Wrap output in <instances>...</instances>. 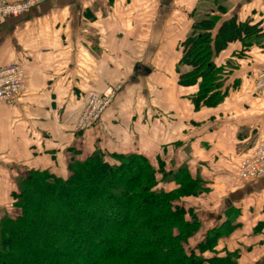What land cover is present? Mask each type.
I'll use <instances>...</instances> for the list:
<instances>
[{"label":"crops","instance_id":"obj_1","mask_svg":"<svg viewBox=\"0 0 264 264\" xmlns=\"http://www.w3.org/2000/svg\"><path fill=\"white\" fill-rule=\"evenodd\" d=\"M208 12L219 16L213 35L233 16L264 28V0H46L5 19L0 66L21 64L25 82L13 103L0 101V218L28 171L65 178L71 160L95 150L158 155L208 187L184 201L201 222L192 243L233 222L216 250L238 251L236 264H264V178L237 174L241 156L264 138V92L256 87L264 47L237 56L239 41L217 54L216 65H233L220 88L225 96L195 107L198 87L178 83L189 70L179 64L180 43ZM111 85L120 89L100 120L76 131L84 96Z\"/></svg>","mask_w":264,"mask_h":264},{"label":"trees","instance_id":"obj_2","mask_svg":"<svg viewBox=\"0 0 264 264\" xmlns=\"http://www.w3.org/2000/svg\"><path fill=\"white\" fill-rule=\"evenodd\" d=\"M218 23L213 12L202 14L180 43L179 64L189 70L178 83L198 87L191 98L199 108L225 96L220 88L233 65H216L217 54L239 41L237 56L264 47L260 22L233 16L213 35ZM67 172L65 178L46 170L20 176L12 210L0 218V264H57L65 257L75 264H236L238 251L216 250L233 222L192 243L201 222L184 201L208 187L186 165L173 169L158 155L95 150L71 160Z\"/></svg>","mask_w":264,"mask_h":264},{"label":"built area","instance_id":"obj_3","mask_svg":"<svg viewBox=\"0 0 264 264\" xmlns=\"http://www.w3.org/2000/svg\"><path fill=\"white\" fill-rule=\"evenodd\" d=\"M46 0H20L8 2L0 0V24L9 17H17L33 6ZM25 82L24 67L16 62L0 66V101L13 103L23 91ZM256 87L264 92V71L257 77ZM120 85L107 86L102 92L91 91L84 96L75 124L76 131H84L93 127L105 110L112 104ZM250 152L241 156L237 174L241 179L264 177V138L259 139Z\"/></svg>","mask_w":264,"mask_h":264},{"label":"rangeland","instance_id":"obj_4","mask_svg":"<svg viewBox=\"0 0 264 264\" xmlns=\"http://www.w3.org/2000/svg\"><path fill=\"white\" fill-rule=\"evenodd\" d=\"M264 42V41H263ZM85 131V130H84ZM173 169H176V168H173ZM264 178V177H263ZM192 208H193V213H195V215L197 216V219L199 220V216H198V213H197V208L196 207H193L192 206ZM9 209H11V207L9 208ZM7 210H8V207H7ZM6 211V210H5ZM200 221V220H199ZM198 230H201V224H200V226H199V229ZM90 258H85V261H88ZM57 264H75L74 262H72V261H69V259L68 258H63V259H61V261L59 262V263H57ZM260 264H263V263H260Z\"/></svg>","mask_w":264,"mask_h":264}]
</instances>
